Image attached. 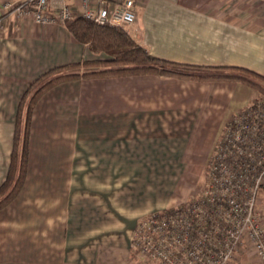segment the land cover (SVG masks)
<instances>
[{"label": "crops", "instance_id": "0c3cea01", "mask_svg": "<svg viewBox=\"0 0 264 264\" xmlns=\"http://www.w3.org/2000/svg\"><path fill=\"white\" fill-rule=\"evenodd\" d=\"M127 1L134 3L136 21L126 29L151 56L264 78V0L95 3L114 9ZM66 3L79 12L78 0ZM6 26L0 34V187L26 91L51 70L96 58L66 25L11 15ZM257 97L240 81L154 74L80 75L58 83L33 109L26 183L0 212V264H102L109 249L118 252L121 233L127 264L141 217L167 208L177 192L169 164H199L195 177L207 164V180L219 131ZM151 200L159 201L152 210ZM258 209L264 211V199ZM103 234L111 237L107 244ZM237 256L234 264H260L246 246Z\"/></svg>", "mask_w": 264, "mask_h": 264}, {"label": "built area", "instance_id": "2783aa9c", "mask_svg": "<svg viewBox=\"0 0 264 264\" xmlns=\"http://www.w3.org/2000/svg\"><path fill=\"white\" fill-rule=\"evenodd\" d=\"M0 0V34L6 20L66 25L83 18L100 26L130 28L136 21L133 1L110 8L95 0ZM264 92L235 114L211 156L203 190L189 203L151 213L139 221L132 264H234L244 246L264 264ZM247 246V247H248Z\"/></svg>", "mask_w": 264, "mask_h": 264}, {"label": "trees", "instance_id": "16d2710c", "mask_svg": "<svg viewBox=\"0 0 264 264\" xmlns=\"http://www.w3.org/2000/svg\"><path fill=\"white\" fill-rule=\"evenodd\" d=\"M66 26L72 36L79 43L87 45L96 58L82 64L51 70L35 81L24 94L16 122L9 174L6 182L0 187V197L9 191L10 193L0 203V211L17 199L25 186L29 158L28 134L33 109L46 92L64 80H71L80 75L85 78H106L154 74L197 80H235L256 90H261L260 84H264V78L241 68H206L159 60L151 56L126 28L100 26L83 18H75ZM81 68L87 72L70 73ZM43 82L45 84L42 85Z\"/></svg>", "mask_w": 264, "mask_h": 264}, {"label": "rangeland", "instance_id": "374dc122", "mask_svg": "<svg viewBox=\"0 0 264 264\" xmlns=\"http://www.w3.org/2000/svg\"><path fill=\"white\" fill-rule=\"evenodd\" d=\"M85 72H87L84 68H81V69H79V70H75V71H71L70 73H79V74H83V73H85ZM69 73V74H70ZM62 74H64V73H62ZM43 84H45V82H43L42 83V85ZM261 85V87H262V89L261 90H257V92H258V95H262V93L264 92V84H260ZM39 86H41V85H39ZM38 86V87H39ZM253 88V87H252ZM239 94L241 95V96H243V95H246L247 94V92L245 91V90H243V89H241L240 91H239ZM237 98H240V97H237ZM223 132V130H220L219 132ZM222 132L221 133H219V134H222ZM221 135H218V140L216 141V142H218L219 141V137H220ZM169 166H170V170L172 171V173H174L175 175H173V176H176V178L177 179H174L175 177H168V176H166L168 179H174V183H176L175 185H177L176 187H177V192L175 193V195L174 194H172L171 195V198H170V200H168L167 201V205H168V207L167 208H165V209H162V210H169V209H172V208H174V207H176V206H178V205H180V204H186V203H189L191 200H192V198L194 197V196H196L197 194H199L202 190H203V188L205 187V184H206V178H205V172L204 171H206V167H207V164L205 165V168L204 169H202V171L199 173V176H197V177H195V173H194V171L196 170L195 168L197 167V166H200L199 164H169ZM163 179H166V177L165 176H161ZM27 179V178H26ZM171 181H168V183H170ZM26 183V182H25ZM157 188H159V189H164V188H162L161 186H156ZM169 190H170V188H168V194L170 193L169 192ZM10 193V191L9 192H7V194L6 195H4V196H2V197H0V203L3 201V200H5V198H6V196L8 195ZM157 195H162L161 193H157L156 194V196ZM177 196V197H176ZM176 197V198H175ZM262 199H264V192H259V195H258V200H259V202L262 200ZM16 200H14L13 202H11L10 204H8L6 207H4L1 211H3V210H6L8 207H10L14 202H15ZM157 202H159V201H154V200H151V201H149V209H154V208H156L157 206H159V205H153V204H156ZM121 203H123V202H120V209H121ZM136 203H139V202H136ZM162 203V202H161ZM159 209V208H158ZM158 209H155V210H158ZM162 210H159V211H162ZM0 211V212H1ZM259 211H261V210H259ZM155 212H158V211H153V212H151V213H155ZM262 213H264V211H261ZM120 213L121 214H124V215H126L127 214V212L125 211V210H120ZM150 213V214H151ZM147 215H149V214H147ZM140 217V216H139ZM144 217H146V216H144ZM143 216L141 217V219L140 220H142L143 218H144ZM139 220V221H140ZM105 222L104 223H106V220H104ZM105 226H106V224H105ZM105 228V227H104ZM110 235V234H109ZM125 235L126 234H120V238H119V246H120V248H118V252H115V248H113L112 250H108L107 252H106V254H105V259L103 260V263L102 264H122L123 262H121V259H122V256H123V248L121 247L122 245H123V242L125 241ZM130 237L131 238H133L134 237V233L133 234H131L130 235ZM104 241H106V244H107V241H109L110 239H111V237H108L107 238V236L106 235H104L103 234V238H102ZM105 243V242H104ZM248 246V245H247ZM246 246V247H247ZM249 250H252L253 251V249L251 248V247H247ZM73 253V252H72ZM88 253H90V251L88 250ZM129 253H130V259L128 260V262H127V264H132V262H133V260H134V250H133V248H132V246H131V249H130V251H129ZM239 253V252H238ZM237 253V254H238ZM118 254V255H117ZM76 255V254H75ZM75 255H71V258H75ZM117 255V256H116ZM237 256V255H236ZM239 256V255H238ZM237 256V257H238Z\"/></svg>", "mask_w": 264, "mask_h": 264}]
</instances>
